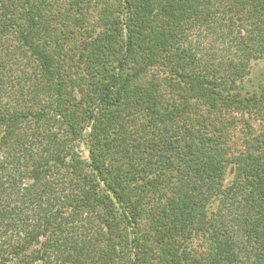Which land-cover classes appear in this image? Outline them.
<instances>
[{
  "label": "trees",
  "instance_id": "16d2710c",
  "mask_svg": "<svg viewBox=\"0 0 264 264\" xmlns=\"http://www.w3.org/2000/svg\"><path fill=\"white\" fill-rule=\"evenodd\" d=\"M115 1L88 78L0 0V264H264V0Z\"/></svg>",
  "mask_w": 264,
  "mask_h": 264
},
{
  "label": "rangeland",
  "instance_id": "374dc122",
  "mask_svg": "<svg viewBox=\"0 0 264 264\" xmlns=\"http://www.w3.org/2000/svg\"><path fill=\"white\" fill-rule=\"evenodd\" d=\"M50 1V0H49ZM86 3L84 9L80 15L75 14L74 10H71L67 6V0H59V3L54 4L53 15H63L66 24H73L75 22L81 23L78 29L73 31L70 28H66L61 22H54L56 29L54 32H46L45 38H40L41 44L45 50L54 57V63L61 71L74 75L76 70L84 69L87 71V77H89L88 62L84 57V46L88 40H92L104 26V17L112 16L119 18V7L115 0H82ZM52 13V12H51ZM50 13V14H51ZM84 28V29H83ZM83 29V30H82ZM82 55V57H81ZM157 69L152 70L151 73H155ZM162 71V70H159ZM150 73V74H151ZM252 80L254 83L259 84L264 81V62L257 65L252 71ZM116 79V78H115ZM252 84V83H251ZM88 85L84 86L80 91L74 92V96L77 101L82 99L87 92ZM237 125L236 127H238ZM232 139L238 138L237 128L230 131ZM80 156L83 159L86 157V149L83 144L79 146ZM188 245H191L192 249L199 252L201 251V245L196 239L188 241Z\"/></svg>",
  "mask_w": 264,
  "mask_h": 264
}]
</instances>
